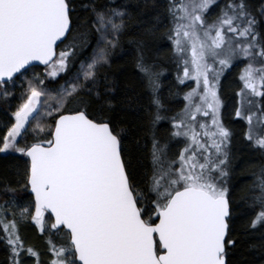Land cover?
Wrapping results in <instances>:
<instances>
[{
  "label": "snow or ice",
  "instance_id": "1",
  "mask_svg": "<svg viewBox=\"0 0 264 264\" xmlns=\"http://www.w3.org/2000/svg\"><path fill=\"white\" fill-rule=\"evenodd\" d=\"M149 5L151 23L133 31V9L117 0H0V98L32 73L0 135V153L23 164L15 179L0 177L6 264H41L21 235L29 225L46 238L48 264H229L239 233L221 79L240 67L234 118L264 153V2ZM165 47L176 66L167 96ZM117 55H131L142 81L147 104L137 124L114 119ZM173 99L183 101L179 110ZM137 132L139 157L129 150ZM241 199L253 209L244 228L264 230V168Z\"/></svg>",
  "mask_w": 264,
  "mask_h": 264
},
{
  "label": "trees",
  "instance_id": "2",
  "mask_svg": "<svg viewBox=\"0 0 264 264\" xmlns=\"http://www.w3.org/2000/svg\"><path fill=\"white\" fill-rule=\"evenodd\" d=\"M104 2V0H99ZM166 0H156L157 4H164ZM264 0H251L254 7H258ZM118 4H128L133 9V31L137 25L141 27L148 26L154 15L156 9L151 5L144 9V0H117ZM166 29H161V33ZM159 44H167V41H158ZM153 52L155 46L150 45ZM167 47L160 51V65L165 75L162 77L164 87L162 91L167 96L168 89L176 85L175 73L176 66L168 58ZM90 54V53H89ZM85 58L83 54L78 56V59ZM116 64L114 65L115 79L119 83L118 91L116 92L117 108L114 113V119L126 124H137L144 118V110L142 106H146L147 101L144 99L145 93L142 87V81L139 75L135 72L133 67V60L131 55H117L115 57ZM79 69V63L70 64L69 70L65 72L64 76L59 77V84L61 81H67L75 76ZM35 71L42 74L44 69L36 67ZM240 67H233L229 69L228 73L222 79L221 98L225 103L223 109L224 122L234 133L232 143L230 145V158L232 159L231 175L229 177V187L231 194L235 198V207L237 209L236 230L239 233L238 246H236L229 255V264H264V230L260 229H245L252 218L253 209L249 208L247 204L241 199L246 197L253 187V182L259 175L262 168H264V153L254 149L248 145L244 140L245 125L243 121L234 118V108L236 106L235 92L238 89L239 81L238 75ZM32 78V73L26 74V78L17 80L12 88V94L7 100L0 98V135L6 131L5 125L13 121L12 112L15 111L18 104L21 102V94L27 87L26 80ZM56 88L55 82H51ZM183 87V86H179ZM171 104L182 107L183 101L180 99H173L169 101ZM140 134L133 133L129 138V150L135 157L141 155L140 146L136 144V138ZM143 139H141V144ZM21 159L18 154H8L7 156L0 153V177L7 176L8 179H15L17 169L23 167ZM27 194L17 193V199L21 203H27ZM3 201L0 200V203ZM21 235L23 236L26 245L33 246L41 255V264H48L47 244L46 238L42 237L35 226H22ZM0 264H6V252L3 246H0Z\"/></svg>",
  "mask_w": 264,
  "mask_h": 264
},
{
  "label": "rangeland",
  "instance_id": "3",
  "mask_svg": "<svg viewBox=\"0 0 264 264\" xmlns=\"http://www.w3.org/2000/svg\"><path fill=\"white\" fill-rule=\"evenodd\" d=\"M229 71V70H228ZM228 71H226L225 72V75H226V73H228ZM44 72V71H43ZM43 74V73H42ZM64 74L65 73H61L60 74V76L59 77H62V76H64ZM59 77H57V79L59 78ZM222 79H223V77H222ZM222 79H221V81H222ZM71 80V78L70 79H67V81H70ZM54 82V81H53ZM66 82V81H65ZM189 83H192V82H189ZM61 84H64V80H62L61 81ZM221 84H222V82H221ZM56 86V88H59V84H57V85H55ZM51 87H54V85H51ZM222 99V98H221ZM223 100V99H222ZM224 105H225V103H224ZM223 111V110H222ZM46 256H47V258H49V256H48V254H46Z\"/></svg>",
  "mask_w": 264,
  "mask_h": 264
},
{
  "label": "water",
  "instance_id": "4",
  "mask_svg": "<svg viewBox=\"0 0 264 264\" xmlns=\"http://www.w3.org/2000/svg\"><path fill=\"white\" fill-rule=\"evenodd\" d=\"M36 67H40V68H43L44 69V66L43 65H36Z\"/></svg>",
  "mask_w": 264,
  "mask_h": 264
}]
</instances>
